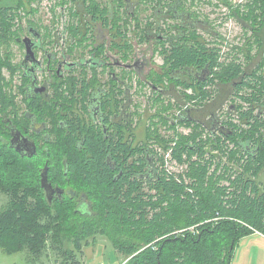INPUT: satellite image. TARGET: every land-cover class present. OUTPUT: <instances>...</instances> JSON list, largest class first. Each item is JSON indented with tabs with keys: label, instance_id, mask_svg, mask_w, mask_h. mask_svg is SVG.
Listing matches in <instances>:
<instances>
[{
	"label": "trees",
	"instance_id": "1",
	"mask_svg": "<svg viewBox=\"0 0 264 264\" xmlns=\"http://www.w3.org/2000/svg\"><path fill=\"white\" fill-rule=\"evenodd\" d=\"M12 1L0 0L1 42L8 32H21L16 29V19L22 17L17 9L27 10L26 5L37 0H16L18 7L11 6ZM169 1L184 3L197 17L209 16L200 9V4H208L205 0ZM224 2L235 7V18L251 32L238 47L242 55L222 51L216 35L211 32L213 40H206L203 30L191 34L193 39L186 43L174 38L170 47L162 43V63L154 64L140 80L152 91L144 112L139 104L135 111L137 128L143 118L148 121L145 139L136 137L135 145L123 142V137L110 143L115 169L107 161V141L92 139L86 132L72 138L59 126L58 116L53 120L55 137L47 142L49 154L44 150L24 157L0 139V160L12 154L0 162V190L10 196L0 209V247L6 253L28 255L31 242L33 251L54 258V264H83L79 253L90 239L102 235L125 257L121 264H231L240 239L264 233V180L259 178L264 174L263 63L250 65L255 43L264 55V0ZM35 11L31 7L26 13ZM166 17L161 14L157 21ZM148 32L141 27L138 37L145 40ZM205 69V77L197 82ZM2 82L0 74V114ZM230 95L235 110L227 112L229 119L222 122L226 127L214 130L208 117L217 114ZM47 116L48 111H42L41 118L52 123ZM179 125L187 126L188 133ZM80 142H85L84 148H79ZM146 153L154 166L151 177L143 176ZM47 159L49 181L75 190L78 198L85 195L86 211L77 208L78 198L70 194L47 198L41 183ZM167 162L179 171L169 170Z\"/></svg>",
	"mask_w": 264,
	"mask_h": 264
},
{
	"label": "flooded vegetation",
	"instance_id": "2",
	"mask_svg": "<svg viewBox=\"0 0 264 264\" xmlns=\"http://www.w3.org/2000/svg\"><path fill=\"white\" fill-rule=\"evenodd\" d=\"M43 1H36L34 15ZM155 2L66 0L62 3V0H55L54 5L50 6L54 16L48 23L38 19L35 20L37 23L30 22L26 26L23 14L17 18L16 29H21V32L15 37V42L21 57L17 58L16 51L14 54L11 50L0 52V74L5 85L0 114L2 142L9 143L24 157H33L44 150L49 154L47 142L55 137L57 128L53 120L58 116L59 126L72 138L79 132H86L92 139L96 137L107 141V161L115 169L116 161L112 159L109 144L123 137V142L135 145L136 107L148 100L146 86H142L140 80L145 78L154 63L152 57L150 60L145 54L146 50L159 55L158 49L162 50L165 45L170 47L174 39L186 43L191 34L200 33L201 30L207 35L212 32L217 36L209 19L195 16L192 10L183 7L184 3L171 4L169 0H163L160 4ZM144 4L146 6H142ZM58 5L62 9L55 12ZM148 7L154 8L153 14L142 17V12ZM156 10L158 13H155ZM161 14L167 17L157 21ZM168 19H175L178 23L174 24ZM59 23H62L61 27ZM154 25L162 29L157 30ZM144 26L149 32L147 38L142 40L138 35ZM125 28L127 32L121 33ZM192 39L190 37L189 41ZM137 43L149 44L143 48L142 56L138 52L140 49L136 48ZM126 54L128 58L124 59L123 55ZM205 71L198 76L192 71L186 73L197 76L199 82L205 77ZM9 82L11 85L8 86ZM10 93L15 97L10 98ZM231 104L230 95L217 109V114L208 117L214 123L211 128L215 130L218 126H224V119H229L228 111L235 110ZM229 106L232 108L229 109ZM222 107L224 110L219 111ZM44 110L48 111L47 118L52 123L48 124L45 122L48 119L44 121L41 118ZM234 115L238 118L236 113ZM234 121L238 122V119ZM243 126L247 128L249 125ZM80 143L79 148H84L85 142ZM145 157L147 161L143 176L151 177L154 171L152 159L149 153ZM47 161L41 176L44 167L48 166ZM49 183V191L44 190L50 201L68 194L71 198L79 197L71 188L51 181ZM88 203L86 196L80 195L77 208L84 212Z\"/></svg>",
	"mask_w": 264,
	"mask_h": 264
},
{
	"label": "rangeland",
	"instance_id": "3",
	"mask_svg": "<svg viewBox=\"0 0 264 264\" xmlns=\"http://www.w3.org/2000/svg\"><path fill=\"white\" fill-rule=\"evenodd\" d=\"M205 1L208 2V4L207 5L200 4L201 6L200 9L205 14L206 13L209 14V17H208L209 21L211 22V24L213 23L216 32L219 33L220 35L219 37L216 36L214 38V40L218 43V46L221 48L222 51H227L229 53L232 52V55H234V52L236 54L241 53L242 55V52H240L238 47L245 44L246 42L245 37H247V35L251 36V32H249L248 29L244 28L241 22L235 18L233 14V9L235 7L227 5L224 2L225 0H205ZM229 1L232 2L231 5H237L236 3H240V0H229ZM54 2L55 0H44L43 3H40L38 5L39 7L38 13H37L38 15L37 14L34 15V12H31L29 14L26 13L30 11L31 7L36 6L35 4L36 1H34L33 3L30 2V4L26 5L27 10H23L22 8L17 9V10L20 12L21 15L23 14L24 16L23 22L26 26L30 22H34L35 20L38 21V19H42L43 21L48 23L52 15L54 16V13L50 12V10L52 9L50 6L54 5ZM10 3L12 4L11 6L18 7L16 0ZM188 4H190V1H188L187 6ZM142 6H146V5L144 4ZM61 9L62 8H60L58 5L55 9V12ZM144 10L146 11L142 12V17L143 16L145 17V15L151 16L153 14L154 8L148 7V9H144ZM215 18L218 21L215 20ZM168 20L171 22H174V24L178 23L176 22L175 19L174 20L168 19ZM61 24L59 27H61ZM13 29H15V27ZM212 36L203 34V38L206 40L212 39L211 38ZM3 37L4 39L2 40V42L0 41V52L5 53V50H11L14 54L16 51V53L18 54L17 58L21 57L19 46L14 41V38L16 37V33L12 34L11 32H8L7 36H3ZM244 38H245V42H244ZM148 45L149 44L137 43L136 48L140 49L138 50V52L140 53L141 56L143 55L142 53H144L145 51L143 48H145ZM252 53H253L254 60H252L253 62L250 65H254L256 61L257 63L261 61L263 65L260 66V73L264 76V55L260 53V45H257L255 43ZM145 54L148 55V58L150 60L152 57L153 59L152 63H154L155 65L156 63H159V64L162 63L163 57L158 55L157 53L153 54L152 51L150 52V50L149 51L146 50ZM135 81L137 82L138 79L135 78ZM138 89H140V85L138 86ZM145 89L147 91V94L151 96L152 91L149 89V87L146 86ZM142 91L144 92V90ZM147 104H148V100H147ZM145 107H146V102L143 105L139 106V111L143 113ZM222 110H224V107H222V109L219 111H222ZM142 121L143 122H141V124L138 125V128L136 129L137 141L145 139V134H146L145 125L147 124L148 121L145 120V118H143ZM177 127L187 133L189 131L187 126L179 125ZM162 129L164 130L163 127ZM9 156H12V154L5 155L4 158L0 160V162L5 163L9 159ZM231 164L234 165V169L239 167V165L237 164H234V163H231ZM171 165H173L172 162H167V166L169 170L175 171L174 167H171ZM177 171H179V168ZM259 178L260 180H264V174L263 173L260 174ZM9 200H10V196L0 190V209H2L9 202ZM29 202H32V201H29ZM26 205H29V204L26 203ZM27 207H30V206H27ZM8 223L10 222L8 221ZM28 250H29L28 255H26L25 253H21V252L8 254L0 247V264H54V258H48L46 257V255L43 256L42 253L41 255V254L36 253L37 251H33L31 242H30V246L28 247ZM79 258H81L83 264H100L103 260H107V259L110 261L108 262V264H121V262L124 261L125 257L121 253H119L117 250H115L112 242L107 237L101 235V236H98L95 241L90 239V243L84 247V250L81 253H79ZM231 264H264V233L249 234V235L244 236L242 239H240L235 247L233 257L231 260Z\"/></svg>",
	"mask_w": 264,
	"mask_h": 264
},
{
	"label": "water",
	"instance_id": "4",
	"mask_svg": "<svg viewBox=\"0 0 264 264\" xmlns=\"http://www.w3.org/2000/svg\"><path fill=\"white\" fill-rule=\"evenodd\" d=\"M34 149H35V145H33ZM41 183H42V186L47 190L49 191V188L51 186V184L49 183L48 181V166L46 165L44 167V170L42 172V179H41Z\"/></svg>",
	"mask_w": 264,
	"mask_h": 264
},
{
	"label": "built area",
	"instance_id": "5",
	"mask_svg": "<svg viewBox=\"0 0 264 264\" xmlns=\"http://www.w3.org/2000/svg\"><path fill=\"white\" fill-rule=\"evenodd\" d=\"M171 167H174L175 170H177V168H178V167L176 166V164H174V163H173V165H171ZM100 264H108V263H106V262H101Z\"/></svg>",
	"mask_w": 264,
	"mask_h": 264
},
{
	"label": "crops",
	"instance_id": "6",
	"mask_svg": "<svg viewBox=\"0 0 264 264\" xmlns=\"http://www.w3.org/2000/svg\"><path fill=\"white\" fill-rule=\"evenodd\" d=\"M255 233H258V232H255ZM254 234V233H253Z\"/></svg>",
	"mask_w": 264,
	"mask_h": 264
}]
</instances>
